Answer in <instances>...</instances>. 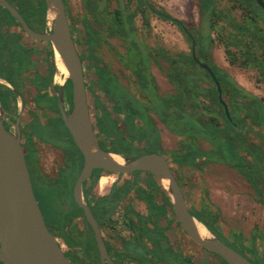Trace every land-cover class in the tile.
<instances>
[{"label":"trees","instance_id":"16d2710c","mask_svg":"<svg viewBox=\"0 0 264 264\" xmlns=\"http://www.w3.org/2000/svg\"><path fill=\"white\" fill-rule=\"evenodd\" d=\"M62 1L65 5L67 0ZM145 1L147 0H135L134 9L128 12L125 8V3L121 0H115V9L113 10H108L107 0H81L82 8L89 15L93 24H105V34H114L120 38L125 45L127 56L131 54L136 56L134 68L131 71L135 73L134 80L141 91L146 85L151 86L153 91V99L144 91L147 102L137 99L121 87L107 69L101 68L98 63L95 64L93 48L97 44L99 33L92 24L87 22L86 18L83 19L85 43L87 42L85 49L91 61L89 67L93 69L92 74L95 80L93 83L97 85L102 93L107 94V100L110 104L107 107L100 104L97 99L95 100L97 115L95 116L94 132L106 139L102 148L105 151L113 152L123 157L141 154L142 151L139 148L149 146L153 147V150L149 152L160 151L163 153L158 145L159 139L155 129V138H149L147 132V127L151 122L147 114L148 107L151 103L157 101L156 116L169 132L188 138L199 136L211 145L210 149L203 151L188 144L181 153L175 151L170 153V160L178 165H185L191 168H198L199 162L205 161L222 162L233 167L250 183L257 201L264 208V192H262L264 190V155L256 144L246 140V132L251 129L250 124L258 126L264 135V104L260 97L255 96L239 85L224 69L217 66L208 55V47L212 40L209 30L215 28L218 21H222L223 27H227L229 30L222 39L227 62L238 67H255L264 78V9L256 5L254 0H231L232 7L240 10V18L237 19L230 11L224 12L217 9L214 0H198L199 27L194 29L187 28L179 19L170 16L163 9H154L150 2L147 1L146 5ZM22 8L23 16L29 23L30 28L33 27L32 21L34 22L37 19H40V29L45 28V6L42 0L38 3L37 0H23ZM3 11L7 13L5 9ZM145 11L174 24L189 43L190 37L193 39L195 56L211 69L218 81L221 97L227 106L231 121H228L223 114L222 106L217 100L216 89L209 74L193 62L189 51H178L172 54L161 47L155 54L154 51L151 52L148 47L136 39V29L132 18L139 12L146 24ZM65 14L73 35L66 9ZM187 32L190 37H188ZM24 36L28 37L26 34ZM73 38L82 64V60L87 56L86 50L79 45L75 36ZM25 45V42L22 44L9 33L7 24L1 17L0 72L7 69V75L11 76L22 75L18 71L19 69H23L28 75L33 72V76L30 75L29 78L36 88V102L39 104L42 101L51 99L55 105V98L52 94L46 96L40 92L41 77L32 68L31 64L32 48L25 47ZM230 47H234L236 50H232ZM45 51L49 80L44 81L43 85L50 84V77L53 72L51 62L53 53L48 41H46ZM155 56H159L166 63L167 70L164 75L174 89L173 94L165 97L156 94L154 79L148 71L149 60L158 64ZM6 60L20 61L22 63L7 65L4 64ZM141 69L146 71L145 79L141 74ZM201 81H205L207 85H202ZM10 83L13 84V82ZM56 87L57 85H54V88ZM4 88L10 96V98L6 95L4 96V103L10 102L11 98L14 100V95L10 90L5 86ZM63 92L64 99L70 108L71 84L68 78H65L63 82ZM55 109H57L56 106ZM167 118H171L172 123L166 122ZM246 118L248 121H245ZM72 145L80 158L81 154L78 149L74 143ZM240 151H244L249 155V163L243 160L242 155L239 153ZM166 160L170 161L167 158ZM130 173L135 176V179L131 182H122L121 184L115 182V185H112L113 190L108 203L112 202L116 207L125 198L128 191L132 189L135 197L144 203L146 212L145 214H140L133 211L129 205H123L121 216L123 226L133 232L132 238L136 243L146 238L153 246L155 252L164 251L166 249L164 245L168 240L165 229L170 227L169 220L179 225L171 211L169 197L160 181L151 173L139 170ZM172 173H174L173 170ZM139 174H143V186L137 183L136 178ZM98 175L97 171L94 175V180L97 179ZM119 175L121 174H117V176ZM174 177L176 178L175 175ZM73 205L76 211L71 213L82 216L80 208L74 202ZM186 206L211 234L220 238L211 224L202 217L200 211L192 209L187 202ZM92 210L98 225L101 222H105V224L111 222L106 219L109 211L105 208L104 203L95 201L94 209L92 208ZM65 216L66 213L58 211L56 206L50 203L49 219H46L45 225L55 237H59L70 249L69 252L64 251V254L72 264H99L90 226L84 220L89 235L80 236L75 232L74 226H64L67 221ZM163 219L164 224L160 225L158 221ZM53 222L55 225L51 226ZM73 248H78L80 253L73 251ZM106 248L111 251L110 257L115 263V252L117 250L111 245H106ZM121 248L123 252L119 255V264H128L127 262L125 263V259L128 262L134 259L142 264L141 258L135 259L133 257L135 246L132 241L122 239ZM237 251L245 256L242 251ZM249 251L252 254L255 253L252 249H249ZM248 259L252 263L257 264L254 260L258 259Z\"/></svg>","mask_w":264,"mask_h":264},{"label":"rangeland","instance_id":"374dc122","mask_svg":"<svg viewBox=\"0 0 264 264\" xmlns=\"http://www.w3.org/2000/svg\"><path fill=\"white\" fill-rule=\"evenodd\" d=\"M121 1L125 3V8L128 12H131L134 9L135 0ZM147 1L151 3L154 9H163L170 16L179 19L187 28L195 29L199 27L198 0ZM214 3L217 9H220L224 12L230 11L231 14L237 19L240 18V10L232 7L231 0H214ZM107 7L108 10L115 9V0H107ZM65 9L71 23V30L73 32V35L71 33L72 38L75 36V39L79 42V45L84 48V50L85 34L83 32L82 25L83 19L86 18L87 22L92 24L99 33L97 44L93 48V56L95 58L94 62L107 65L108 70L114 75L118 84L126 89L127 92L133 97L147 102V99L144 95V93H146L151 99H153V91L151 86L146 85L141 91L135 82V73H133L131 69L134 68V59H136V56H133L131 53L130 56H127V53L125 52V45L122 43V40L116 36H107L104 32L105 24L94 25L89 15L86 14L82 8L81 0H67ZM1 13L3 14V12ZM145 15L146 24L139 12L133 16L132 21L134 28L136 29V39L148 47L151 52L154 51L155 54H157V50H159L161 47L166 49L168 53L172 54L178 51H189V41L186 40V38L174 24L168 20H163L148 11H145ZM259 24L262 25L261 22H259ZM46 26L48 27L49 25L47 24ZM222 27L223 22L218 21L216 27L209 30L212 40L208 47V55L217 66L224 69L228 75L232 77L239 85L255 96L260 97L264 104V78L261 76L259 70L255 67H238L227 62L222 39L224 34L229 30L227 27ZM23 38L25 43L32 45V68L42 72L43 74H46L47 72L45 71L47 69V59L44 52L45 44L41 41L30 39L26 36H23ZM230 48L232 50H236L234 47ZM155 57H157L156 59L158 64H155L152 60H149L148 68L154 73V79L157 84L155 92L159 96L165 97L173 94L174 89L164 75V72L167 70L166 63L159 56ZM51 62L53 65V72L50 77V84L52 91L54 92V85L62 83L65 75L57 70L54 56ZM84 63L85 61L82 60V64ZM144 69H141L140 71L145 79L146 71ZM30 75L33 76V72H30ZM87 75L88 77H91V81L95 82L91 71H88ZM201 83L202 85H207L205 81H201ZM93 85L95 86L96 84L93 83ZM94 90L99 96L100 101L106 106V93L102 94L101 91L97 89V87L94 88ZM13 95L14 100L11 98L10 103L14 107L15 103L17 102V105L19 106V101H16L15 94ZM26 102L27 106L30 107L32 105L29 103L30 100L28 98L26 99ZM148 109L149 110L147 111V114L154 123V126L156 127V134L160 138H158V145L163 153L160 151L158 152H160V154L166 157L168 160H170L171 157L170 153L174 151L181 153L188 144H191L193 147L203 151L211 148L210 143L199 136L188 138L186 136L174 135L166 130L165 126H163L164 124L156 116L158 109L157 101L151 103ZM245 121H248V119L246 118ZM92 122L94 123L93 119ZM166 122L172 123L171 118H167ZM249 126L251 129L246 132V140L256 144L264 155V135L261 133V129L256 125L250 124ZM147 132L149 138H155L154 127L152 124L147 127ZM39 149L41 150V167L47 169L52 163L53 167L58 159L59 151L50 146L40 147ZM139 150L142 151L141 153H146L153 150V147L149 146L145 148H139ZM239 153L242 155L243 160L246 163L250 162V157L246 152L240 151ZM169 164L174 172L173 174L176 176L177 181L181 186V189L184 192L187 204L192 209L200 211L202 216L205 217L220 233L230 236L231 233L238 232V235L242 238V243L244 245L242 247L243 251L247 255L251 257H254L255 255L264 257V233H254L251 235L254 238V247L256 250L255 254H252L249 249L247 250L245 248L247 245H250V240L252 238L250 236L252 233L250 232L257 226H264V208L257 201V197L253 192L250 183L239 172L225 163L215 161L199 162L198 168L178 165L171 160L169 161ZM103 175L109 176L108 174ZM114 175L115 182L117 184H121L125 181L131 182L135 179V176L131 173H125L119 176L116 174ZM109 177H111L113 180L112 175ZM99 178L100 176L97 178V181L92 182V191L95 194L102 193L98 190ZM142 179L143 174H139L136 178L137 183L143 186L144 182ZM66 186L67 183L65 181L62 184V188L59 190L58 197H54L52 194L49 195V197L41 195L42 210L46 219H49L48 216L50 203H52V205L58 206L66 200ZM262 192H264V190ZM125 204L129 205L133 211H136L140 214H145L146 212L144 203L137 199L133 193V190L130 189L125 198L115 208V213L111 222L104 224L101 229V234L106 239L108 245H111L116 249H120L119 247L121 239H127L130 236L129 231L126 230L121 222L122 207ZM169 222L170 227L176 229L178 234H180V237H182L184 251L197 252L198 246L194 244L188 238V236H186L181 227L170 220ZM158 223L163 225L164 219L159 220ZM74 227L75 232L80 236L89 235L85 223L79 221ZM249 227L251 231L247 229ZM56 240L58 241L63 252L70 251V249L61 241L59 237H56ZM235 249L241 251L237 247ZM72 250L76 251L78 254L80 253L78 248H73ZM135 250L136 256L142 258L140 255L141 249L139 250L136 248ZM210 261L212 262V260ZM254 261L257 264H263V262L259 260ZM126 262L128 264H134L133 261L128 262L125 259V263Z\"/></svg>","mask_w":264,"mask_h":264},{"label":"water","instance_id":"95a60500","mask_svg":"<svg viewBox=\"0 0 264 264\" xmlns=\"http://www.w3.org/2000/svg\"><path fill=\"white\" fill-rule=\"evenodd\" d=\"M48 29H31L20 14L5 0L0 6L6 8L20 23L23 31L34 40L48 41L53 56L57 53L66 70L63 79L71 84V107L63 106V82L55 88V100L61 119L73 143L82 156V166L74 181L72 197L83 212L95 241L99 264H115L108 255L100 228L81 195V182L93 168H100L107 174H125L136 170L151 173L165 189L171 211L179 226L196 245L218 255L226 264H254L243 254L211 234L202 236L197 229V220L186 206L183 191L174 177L170 164L159 152H146L115 161V153L100 148L89 116L84 88L83 68L75 48L62 0H43ZM264 9L263 0H254ZM147 5V1H145ZM48 18V19H47ZM188 37L190 35L187 32ZM189 53L193 62L208 74L216 89V97L222 106L225 118L231 121L227 106L221 97V89L211 69L200 62L194 53V41L190 37ZM9 86L6 82L0 80ZM16 99L19 95L15 92ZM18 115L14 120V133L2 125L0 117V262L1 264H72L61 249L56 237L48 230L43 220L33 191L31 174L24 152L19 143ZM166 185H163L162 182ZM204 227V226H203Z\"/></svg>","mask_w":264,"mask_h":264},{"label":"flooded vegetation","instance_id":"af4514ba","mask_svg":"<svg viewBox=\"0 0 264 264\" xmlns=\"http://www.w3.org/2000/svg\"><path fill=\"white\" fill-rule=\"evenodd\" d=\"M5 1L8 2L13 8L16 9V11L23 18L24 22L28 25L29 23H27L25 17L23 16V8H22L23 0H5ZM38 2H40V0H37V3ZM3 9H5L8 14L5 13ZM1 12H3V14ZM1 17H3V20L7 24V30L9 31V33L12 36H14L15 39H17V41L22 42L23 44L24 42L23 36L26 33L23 31L20 23L10 14V12L6 8L2 6H0V18ZM39 23H40V19H37L34 22L32 21L33 27L31 28H34L33 30L39 31V32L48 29L47 26H45V28L40 29ZM106 35L115 36L114 34H107V33ZM41 42H43L46 45V41H41ZM45 45H44V52L46 53ZM25 47L31 48L32 45L26 43ZM86 55H87V50H86ZM83 60L85 61L82 68L84 72L83 79H84V88H85V93H86V102H87V106L89 110L90 120H91L93 130H94L95 116L97 115V109L95 108V100L97 99L100 104L104 105V103L100 101L99 96L96 94L94 90V88H96L97 85L94 86L93 81H91V77H88L87 75L88 71H91L93 73V69L89 67L91 64L90 63L91 61L88 58V55L85 56ZM21 63L22 62L20 61H8V60L4 61V64H7V65H12V64L18 65ZM46 63H47V60H46ZM99 66H101V68L108 70L107 65L103 63H100ZM18 71L22 75L20 76L7 75V69L2 70L0 72V80L6 82L9 85L7 86L3 83H0V117L2 120V125L5 128V130H7L10 133H14L15 131L14 120L16 116L18 115L17 128L19 132V143L24 152V156H25L27 165L29 167L33 191H34L38 206L40 208L43 220L44 222H46V218L42 210L41 195H45L49 197V195L52 194L54 195V197H58L59 190L60 188H62L63 182L66 181L67 198L64 202L61 203V205H58V206L55 205L56 209L58 211H63L64 213H66L65 218L67 219V221L64 223L65 227L75 226L77 222L79 221L82 223H85L83 212H82V216L79 214L73 215L71 213L72 211H76L75 206L73 205L74 200L72 197V189H73L74 181L82 166V156L80 158L78 157L72 145L73 141L61 119L60 113L57 108L56 100H55V105L53 104L51 99L42 101L38 104L35 100V97L37 95L36 88L34 84L31 82L29 75L23 69H19ZM37 72L41 77L40 92L42 94H45L46 96H50V94H52L55 98V90L54 92L52 91L51 84L43 85L44 81L49 80L47 69L45 71L47 72L46 74H43L42 72H39V71ZM112 76L114 77L113 74ZM10 82H13V84H11ZM4 86L7 87L12 94H15L16 92L19 95V100H18L19 106L17 105V102L15 103L16 107L15 106L13 107L10 102L4 103L3 98L5 95L8 98H10L8 91L4 88ZM102 94H105V93H102ZM105 95H106L105 98L107 100V94ZM27 98L30 100L29 103L32 104L30 107L27 106L26 104ZM109 105L110 104L107 100L106 106L109 107ZM55 106L57 109H55ZM63 106L65 110L67 111L70 109L65 99L63 101ZM91 118L94 120V123L92 122ZM151 124L156 131V127L154 126V123L152 121L150 125ZM96 136H97V140H98V144L100 148L103 149L102 145L106 141V139L98 136L97 134ZM70 139L72 142L70 141ZM44 146H50V147L55 148L57 151H59V156L56 161V164L52 167L53 165L52 163L51 166L47 169L42 168L40 164L41 150L39 148L44 147ZM97 171L99 173L98 177L99 176L101 177L103 174H107L106 171L100 168H93L90 174L87 176V178H85L81 182V195H82V198L85 204L88 206L91 214L93 215V217H94V214L92 213L93 212L92 208L94 209L95 201H100L101 203H104L105 208L109 211V213L106 216V219H108L107 221H111L115 213V208L118 206L117 205L115 207V204L112 202L108 203V199L111 196L112 190H113L112 185H115V175L114 176L112 175L113 180L104 192H102L101 194L99 193L95 194L92 191V188H93L92 182L97 181V179L94 180V175ZM75 205L77 206L76 203ZM203 218L207 220L205 217ZM104 224L105 222L99 223L100 232ZM54 225H55L54 222L51 223V226H54ZM213 228L219 234L221 240L224 243L226 242L232 248H236V247L239 248L245 254L246 257L256 258L259 261L263 262L264 264L263 256L255 255L254 257H251L243 251L242 247L244 245L242 243V238L238 235V232L231 233L230 236H227L217 231L215 227ZM126 230H128L130 233V236L127 239L132 241L133 245L135 246L134 252H133L134 253L133 257L135 259L138 258L135 254V251H136L135 249L136 248L139 250L141 249L140 255L142 257L141 258L142 264H145V263H149V264H225L218 255L212 252L206 251L205 249H203L202 247L198 245H197L198 246L197 252L184 251V244L182 242L183 241L182 237H180V234H178L176 229H173L171 227H168L167 229H165V233L167 234L166 236L168 240L164 245L166 249L160 252H155L153 249V246L150 244L148 240H146V238H143L140 242L136 243L134 239L132 238V236L134 235L133 232L130 231L129 229H126ZM249 230L251 231V229ZM250 233H252L250 234V236L253 235L254 233H258V234L264 233V226L263 225H260L259 227L257 226ZM101 236L103 238L104 243L108 246V243L106 239L104 238V236L102 234ZM254 244H255L254 238L252 237L250 240V245H247V247L245 248L247 250L252 249L256 252ZM119 248L120 249L115 248L117 250V252H115V264H119L118 263L119 255L123 252L121 249V241H120ZM106 250H107L108 255L110 256V254H112L111 251H108L107 248ZM210 260H212V262ZM131 261H133L134 264H140L134 259Z\"/></svg>","mask_w":264,"mask_h":264},{"label":"bare ground","instance_id":"6f19581e","mask_svg":"<svg viewBox=\"0 0 264 264\" xmlns=\"http://www.w3.org/2000/svg\"><path fill=\"white\" fill-rule=\"evenodd\" d=\"M54 60H55V65H56L57 70L60 71L61 73H63L64 75H66V70H65V68L63 67L62 63L60 62L57 53L54 54ZM61 76H62V75H61ZM61 82H62V81H61ZM58 83H59V80H58ZM5 117H6V116H5ZM112 157H113V159H115V161H117V162H119V163L122 161L121 158H120L118 155H116V154L112 155ZM108 175H112V174H108ZM111 182H112V178H111V177H109V176H104V175L101 176V177L99 178V180H98V190H99L100 192H103L104 189H105V188H106ZM162 183H163V185H166L164 181H163ZM197 229H198V232H199L202 236H206V235L208 234L207 231H206V229H205V227H203V225H201V224H197Z\"/></svg>","mask_w":264,"mask_h":264},{"label":"crops","instance_id":"0c3cea01","mask_svg":"<svg viewBox=\"0 0 264 264\" xmlns=\"http://www.w3.org/2000/svg\"><path fill=\"white\" fill-rule=\"evenodd\" d=\"M149 72H150V74H151V76L153 77V79H154V73L152 72V70L150 69L149 70ZM154 83H155V85L157 86V84H156V81H155V79H154ZM164 126V125H163ZM166 129V128H165ZM167 130V129H166ZM109 186V185H108ZM108 186L104 189V191L108 188ZM103 191V192H104ZM251 211V210H250ZM247 229H250V227L249 228H247Z\"/></svg>","mask_w":264,"mask_h":264}]
</instances>
